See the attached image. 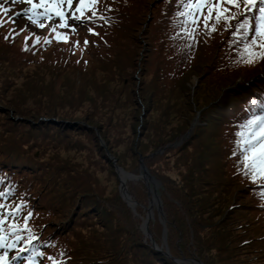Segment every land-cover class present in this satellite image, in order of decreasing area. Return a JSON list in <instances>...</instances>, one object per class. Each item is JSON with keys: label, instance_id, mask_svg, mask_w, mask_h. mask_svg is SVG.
Listing matches in <instances>:
<instances>
[{"label": "trees", "instance_id": "16d2710c", "mask_svg": "<svg viewBox=\"0 0 264 264\" xmlns=\"http://www.w3.org/2000/svg\"><path fill=\"white\" fill-rule=\"evenodd\" d=\"M156 1L98 0L95 17L88 19V9L75 26L57 28L66 40L48 30L50 44L85 34L89 58L72 44L44 51L49 43L0 20V236L25 249V262L177 264L174 258L193 253L204 259L222 253L217 238L228 225H221L236 211L246 216L241 226H255L241 243L263 246L264 183L244 175L236 129L264 112V60L241 59L242 38L232 33L242 16L211 32L201 22L190 39L181 0ZM88 59L101 63L99 75L82 63ZM192 75L199 76L196 86ZM141 162L160 183L165 223L154 207L155 243L142 229L152 196ZM117 167L137 176L126 185L135 210L121 196ZM101 173L116 186L99 182ZM218 198L225 216L211 224L208 202ZM233 250L236 259L224 264H264V251L250 263V253Z\"/></svg>", "mask_w": 264, "mask_h": 264}, {"label": "snow or ice", "instance_id": "6c2138e0", "mask_svg": "<svg viewBox=\"0 0 264 264\" xmlns=\"http://www.w3.org/2000/svg\"><path fill=\"white\" fill-rule=\"evenodd\" d=\"M16 0H13L15 3ZM21 3L30 5L23 9L24 15L27 20L39 28H44L47 21H54L59 19L60 23H52L51 31L56 32L57 39L66 40V35L57 31V28L70 27L68 24L69 18L74 21L81 20L84 17L86 10L92 9V16L88 19H92L96 16L95 5L98 0H79V3L75 9H73V0H20ZM183 11L179 13L183 17L182 24L185 26L184 30L188 33L190 39H195V29L200 27L203 23L206 31L211 32L216 30V25L221 20L224 21L225 27H232L230 21L237 19V17H243V19L237 20L235 30L232 35L237 37L243 44V50L240 53L241 59L247 63H254L257 60H264V0H181ZM225 5H231L235 8L232 12ZM5 13L9 11L7 8H3ZM43 9V11H39ZM71 10V17L68 12ZM254 16H249V13H253ZM207 13V14H206ZM16 15H20L17 13ZM102 18V17H101ZM255 20V25H252V20ZM209 21H212L210 24ZM2 23V22H0ZM73 30H75L73 28ZM89 31H93L89 29ZM251 33V35H250ZM27 39V38H26ZM39 37L36 40L39 41ZM48 40L46 43H50ZM87 43V41H85ZM252 103H256L253 101ZM261 108L264 109V104H261ZM240 131L237 133L238 139L236 141V151L242 156L240 161L242 171L245 176H250L253 182L264 183V112L260 115H252L250 119H246L240 124ZM234 151V155L236 154ZM5 193L0 192V196H4ZM264 197V192L261 193ZM0 207H4L0 205ZM23 205L17 206L16 211H21ZM31 215V213H29ZM3 220L0 219V224ZM15 239L20 240L15 226L13 228ZM30 231V230H29ZM34 237L29 236V239L25 243H30ZM15 243H7L3 236H0V248H15ZM21 249L20 251H24ZM39 255L43 256L44 253L40 252ZM19 256V251L17 252ZM52 264H59L54 258L49 257ZM0 264H10L7 259V253L0 254ZM29 264H35L32 258H29Z\"/></svg>", "mask_w": 264, "mask_h": 264}, {"label": "rangeland", "instance_id": "374dc122", "mask_svg": "<svg viewBox=\"0 0 264 264\" xmlns=\"http://www.w3.org/2000/svg\"><path fill=\"white\" fill-rule=\"evenodd\" d=\"M36 2H38V0H36ZM158 2L159 1L155 0V2H153L152 4H154V3L160 4ZM0 3L5 8L9 9V11L7 13H5L2 9H0V20L5 21V22H3V26L6 27V25L8 23H10L9 26H11L12 23H14V22L18 23L21 26H25V29L27 28L28 31H31L33 34L37 35L36 37L40 38L39 41H37L38 44H40L41 42H45L46 41V39L50 35L49 31H48L49 30V26H51L52 23H55L56 20L58 19L57 18L54 21L45 22L46 26L44 28L39 29V28L36 27V25H34L31 22H29L27 20L26 16L24 15L23 9H25L27 7H30V5H27L25 3H21L20 0H16L15 3H13V0H0ZM233 9H234V7L231 6L230 10L232 11ZM39 11H43V9H40ZM17 13H20V15H16ZM6 21L8 22L7 24H6ZM222 22H224V21L221 20L220 23H222ZM145 24L147 25V23H145ZM217 26H216V28H217ZM143 27H144V24H142V26L140 28H143ZM100 28L98 29L99 31H100ZM38 29L40 31H37ZM142 32H143V29H141V33L138 32V34L140 36L144 37L145 34L143 35ZM26 33L29 35L28 32H24V33H22V35H24ZM69 36H71L70 37L71 41H69L67 43H59V42H56V43L53 42L51 44L49 43V45H44L45 46L44 51L45 50L46 51L50 50L53 47V45H55V44L56 45H61L63 47H66V49H69L70 44H72L73 47H74L73 49H74V51H76L77 55H82V56L84 55V56L89 58V54L84 52L85 49L87 51V48H83V42L82 41H85V38L83 37V36H85V34L83 36H78V35H69ZM36 37H32V38L36 39ZM41 40H43V41H41ZM75 46L78 48V50H76L77 48ZM35 49H37V47H35ZM56 51L57 52L59 51L58 48H56ZM54 54H55V52H54ZM90 54H91V59H92L93 58V50L90 51ZM91 59L90 60L88 59L89 61L88 60H83L82 63L86 64V66H87L86 68L88 69V71H90V72L96 71L97 74L99 75V73H100V64L101 63L94 62ZM79 68H81V67H79ZM135 77H137V73H135ZM198 78H199L198 75H192L191 76L190 82L193 83V86L194 85L196 86V84H198L197 83L198 82ZM75 79L77 80L76 84L81 86L82 85V77L78 74V75L75 76ZM65 94L70 96V92L69 93H65ZM195 120H196V118H195ZM140 127H141V123L137 126V129H139ZM238 132H239V127L236 129V136H237ZM237 139H238V136H237ZM114 160H116V159L114 158ZM114 164H116V163H114ZM115 169H117L119 171V167H117ZM107 175H108L107 173L106 174H104V173L99 174L98 175L99 182H101L103 185L109 184L112 188H114L116 186V183L114 182V179L106 178V177H108ZM119 175H120L121 182L118 185V188H119V191H120L121 196L123 198V195H122V192H121V189H120L121 188V184H122V179L125 178L126 185H127V181L128 180L135 181V179L126 178L124 175H122V173L120 171H119ZM109 181H111V184H110ZM158 186H157V188H158ZM107 187L109 188L108 185H107ZM126 188H127V186H126ZM157 188H156V190H157ZM109 190H111V189H109ZM127 191H128V189H127ZM149 193H150V191H149ZM219 200H220V198H218L216 201L208 202L209 208L206 210V212H208V217L206 219H208L211 224L215 223V222L219 223L222 220L223 216H225V214L222 215V213H221L222 210H220V207H218V203L215 205V203L217 201H219ZM152 201H153V196H152L151 202ZM161 202H162V200H161ZM133 204H134V207H135L136 202L134 201ZM154 207H156V204H155ZM132 209L135 210V208H133V207H132ZM156 210H157V207H156ZM236 212L237 213L226 215L225 222H224L223 225H221L224 228L227 227V225H228V229L226 231L224 229V231L220 233L221 238H219V239L217 238V243L220 245V247L222 249V253L221 254H215L214 253V255L213 254L211 255V253H209V255L207 254V256L203 259L201 257V254L193 253V257H191V258H181V260H183V261H181L180 264H182V263H185V264H224L225 262H223V260H226V262L227 261L228 262L233 261L234 259H236V258L232 257L233 254L235 253V251L233 250L235 245H237V246L239 245V248H241L243 250V253L245 251L250 253V254H247V255H249V257H251L250 263H252V260H256V259L261 261V257L258 256L259 254L256 252V250L264 251V244L260 248H258V246H255L256 249H253L252 247H250L249 244H242L241 243V242H243L244 240H246L248 238V236H247L248 234H250L252 236L255 234V231H254L255 226H253V225H251L249 227L248 226H244V227L241 226L242 225L241 224L242 223V218L246 217V216L243 213H238V211H236ZM155 215H156V212H155L154 217L152 218V220L155 219ZM157 215H158L159 219L163 223H165V219L163 217L164 213L159 214V212L157 210ZM212 215H213V217H212ZM223 227H221V228H223ZM165 229H166V226H165L164 230ZM191 235H192V238H193V232H191ZM163 244H164V246H167L168 240H167V244H166V242L164 241V238H163ZM242 250H241V252H242ZM33 261L36 264V261L35 260H33ZM13 264H17V263H13ZM27 264H29V262ZM229 264H231V263H229Z\"/></svg>", "mask_w": 264, "mask_h": 264}, {"label": "water", "instance_id": "95a60500", "mask_svg": "<svg viewBox=\"0 0 264 264\" xmlns=\"http://www.w3.org/2000/svg\"><path fill=\"white\" fill-rule=\"evenodd\" d=\"M197 120H198V117L196 118L195 120V123L192 124V127L190 128V130L188 131V134L191 132V129L195 126V124L197 123ZM183 139H181L182 141ZM180 141V142H181ZM117 160H114V163H116ZM141 168L143 169V174L141 175L144 180L149 184H153V186H150L149 187V191L150 193L152 194L153 196V201L150 203V206L147 210V217L146 219L144 220L143 222V230L145 232V234L151 239V241L154 243V240L152 238V235L150 233V230H149V221L150 219H152L154 217V210H153V206L154 204L157 205V210L159 212V214H162L163 213V208H162V202H161V199H160V195L157 193V186L160 185V183L154 178L151 176L149 170L146 168V166L144 165L143 162H141ZM119 171L122 173V175H124L126 178H130V179H135L137 178L135 175L125 171L123 168H119ZM121 192H122V195H123V198L129 203V205H131L133 208H134V204H133V200L131 198V196L129 195L128 191H127V188H126V180L125 178L122 179V184H121ZM164 233H166V229L164 230ZM164 241L166 242L167 244V240H166V237H164ZM166 249L167 251H169V248L168 246H166ZM177 262L179 261H182V260H176Z\"/></svg>", "mask_w": 264, "mask_h": 264}]
</instances>
